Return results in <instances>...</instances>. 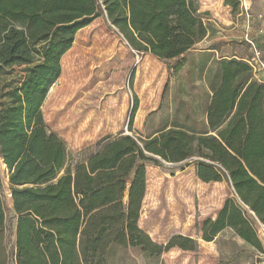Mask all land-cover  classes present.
<instances>
[{
    "label": "trees",
    "instance_id": "obj_1",
    "mask_svg": "<svg viewBox=\"0 0 264 264\" xmlns=\"http://www.w3.org/2000/svg\"><path fill=\"white\" fill-rule=\"evenodd\" d=\"M240 1L224 6L234 14ZM56 6L52 16L30 20L15 0H0V161L13 204L7 208L0 180V264H84L79 198L127 179L138 163L194 164L202 182H225L264 225V81L246 58L216 57L214 48L197 53L193 70L207 94L200 128L174 124L146 138L121 133L73 164L66 144L45 125L43 104L79 31L104 18L132 50L150 53L177 74L208 35L199 1L56 0ZM15 68H22L20 78L1 85ZM138 107L136 97L129 127ZM237 199L203 223L201 238L213 242L232 231L261 252ZM176 247L197 249L183 236L166 250Z\"/></svg>",
    "mask_w": 264,
    "mask_h": 264
},
{
    "label": "rangeland",
    "instance_id": "obj_2",
    "mask_svg": "<svg viewBox=\"0 0 264 264\" xmlns=\"http://www.w3.org/2000/svg\"><path fill=\"white\" fill-rule=\"evenodd\" d=\"M15 1L30 20H44L57 10L56 0ZM198 1L208 35L177 74L150 53L132 50L104 18L77 33L62 58L61 78L42 107L48 131L66 144L70 162L121 133L146 138L174 124L200 128L207 94L193 70L200 62L199 50L214 48L216 57L247 59L253 56L248 39L260 48L258 62L264 63V0H251L248 11L242 7L234 14L224 0ZM33 48L39 50V45ZM21 70L15 68L1 85L16 82ZM255 75L264 81V68H257ZM136 97L139 107L129 127ZM189 164L138 163L127 179L79 198L84 264H264V234L250 216L261 252L232 231L204 242L203 223L215 219L234 197L225 182H202L195 165ZM0 180L4 202L12 209L8 172L1 161ZM177 236L193 239L196 251L166 250ZM15 240L13 234L9 246Z\"/></svg>",
    "mask_w": 264,
    "mask_h": 264
},
{
    "label": "built area",
    "instance_id": "obj_3",
    "mask_svg": "<svg viewBox=\"0 0 264 264\" xmlns=\"http://www.w3.org/2000/svg\"><path fill=\"white\" fill-rule=\"evenodd\" d=\"M250 1L251 0H241L240 1V10H241L242 7H244L245 10L248 11L249 2ZM246 41H247L246 43L249 44L251 49L253 50L252 51V55L253 56L252 57L250 56L249 58H247L246 61L251 65V67L253 68L254 73L256 74L257 68L258 69H261L262 67L264 68V63L263 62H261V63L258 62V59H259L258 57H259V54H260L261 50L251 40L246 39ZM232 196L237 199V197L234 194H232ZM237 200H238L239 204L241 205V207L244 210L247 211L248 216H250L251 219L253 218L256 221V226H258L257 231L259 233H261V234H264V225L256 218L255 214L252 211H250V209L245 204H243L239 199H237Z\"/></svg>",
    "mask_w": 264,
    "mask_h": 264
}]
</instances>
